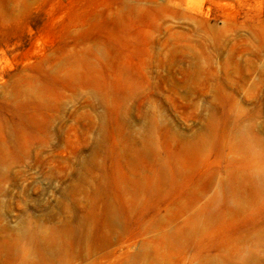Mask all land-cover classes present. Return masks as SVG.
Masks as SVG:
<instances>
[{"label": "rangeland", "instance_id": "rangeland-1", "mask_svg": "<svg viewBox=\"0 0 264 264\" xmlns=\"http://www.w3.org/2000/svg\"><path fill=\"white\" fill-rule=\"evenodd\" d=\"M0 264H264V0H0Z\"/></svg>", "mask_w": 264, "mask_h": 264}]
</instances>
